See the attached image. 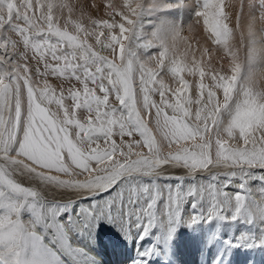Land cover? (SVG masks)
I'll list each match as a JSON object with an SVG mask.
<instances>
[{
  "label": "snow or ice",
  "instance_id": "6c2138e0",
  "mask_svg": "<svg viewBox=\"0 0 264 264\" xmlns=\"http://www.w3.org/2000/svg\"><path fill=\"white\" fill-rule=\"evenodd\" d=\"M185 6L187 27L153 23ZM100 220L161 230L139 264L180 223L259 222L264 247V0H121L102 17L0 0V264H89L77 240Z\"/></svg>",
  "mask_w": 264,
  "mask_h": 264
},
{
  "label": "bare ground",
  "instance_id": "6f19581e",
  "mask_svg": "<svg viewBox=\"0 0 264 264\" xmlns=\"http://www.w3.org/2000/svg\"><path fill=\"white\" fill-rule=\"evenodd\" d=\"M53 82L55 83V81H53ZM177 171H179V170H177ZM173 173L174 174H180L183 172H175L174 171ZM30 182H32V181H30ZM234 183H238V182H234ZM165 184H167V183L165 182ZM162 185H164V184H162ZM250 187L254 190V193H255L254 195H256V198L259 199L260 197H259L258 193L256 192V190L260 187L259 183L256 181H255V183L250 182ZM44 191L49 198L54 199L58 202H67L69 200L70 201H77V200L82 199V197L79 196L78 192L73 191L71 189H64V188L57 189L55 187L45 186ZM67 203H69V202H67ZM258 224H259V222H257L256 225L247 224L244 227L242 220L237 221V222L213 220L211 222H201L198 225H196V227L194 229H192L190 231V225L191 224L182 223L181 225H178L176 227V230L173 234L175 237L174 241H172V238H171L170 240H166V242L163 244H161L159 242V244L162 247L167 244L169 246V248H167L168 247L167 245H166L167 249L161 248L158 251L156 248L158 253L157 254L154 253L152 258H150V259L148 258V260L169 259V255H173L177 259L176 261L178 264H197V263H199V260L201 258V254H203L202 256H204V257H202L201 261H200V264H202L204 262V260L206 259V256L209 254V255H212L214 257V259L212 260L214 263H215L216 259L222 255L221 258L223 259L222 260V262H223L229 256V254H225V253L221 254V252L223 251L222 249L225 247L227 242H234V243L238 242L239 244H241L242 247L243 246L247 247L248 245H252L254 247V249H256L255 248L256 246H254L255 241L254 240L250 241L249 234H252L254 236L257 233ZM218 225L222 226L221 227L222 230H220L221 232L220 231H219V233L215 232L214 234H219L220 236H222L223 240L221 239V237L219 235H216L215 237L217 238V236H218L217 241H219V242L213 243L212 240H214V241H216V240H215V238L211 239L213 237L212 227L213 226L216 227ZM202 226H204V228H200ZM185 229H187V231ZM154 231L156 232V229ZM158 231H161V230L158 229ZM189 232L191 234H193V236H194V239H192V241H190V239L188 240V238H190V236H191V235H189ZM197 233H199L200 235ZM237 233H239V234H237ZM154 234L152 236H154ZM137 235H138V233H137ZM237 235H239V236L237 237ZM137 239H139V238H137ZM151 242H152V239H151ZM210 243H211V245H209ZM171 244H172V247H170ZM147 245H148V243H147ZM136 247H138V246H136ZM145 248L143 250H145ZM164 248H165V246H164ZM259 249L260 250H258L257 257H256V260L254 261V264H264V247L260 246ZM230 250L235 251L233 247H230ZM135 251H137V250H135ZM179 251H181V252L184 251V254L180 256ZM240 251H242V250H236L235 253L237 254L238 257L240 256V259H239L240 264H245L246 260L252 256V252H250L249 254H243L244 252L241 253ZM139 252H141V251H139ZM128 253H130V252L128 251ZM133 253H134V251H133ZM142 253L143 252L137 253V255H134V256H130V255L128 256L126 253L118 255V253H117L115 255L116 257L108 259L106 261V263L107 264H114V263H117V264H139ZM93 262H95V261H93Z\"/></svg>",
  "mask_w": 264,
  "mask_h": 264
},
{
  "label": "rangeland",
  "instance_id": "374dc122",
  "mask_svg": "<svg viewBox=\"0 0 264 264\" xmlns=\"http://www.w3.org/2000/svg\"><path fill=\"white\" fill-rule=\"evenodd\" d=\"M73 2L74 3H84L86 6V11H91L94 16H101L102 17L103 13H104V7L108 3L116 4V3L121 2V0H73ZM166 2L175 3L176 0H166ZM94 5H101L99 12H97L94 7H90V6H94ZM247 13H248V8H247V6H245V14H247ZM193 19H194V9L192 7H190V6L174 7L170 10L165 11V12L157 13L153 17V23H158L161 20H165V21H167V22H169V23H171L177 27H187L189 24L192 23ZM150 30H151V28L146 26L145 31H150ZM196 40H200V47L204 46L203 33H200L199 35H195V38L192 41L194 45L196 44ZM236 42L238 43V40ZM197 55H199V53H197ZM214 55H216V54L214 53ZM242 55H243V53H242ZM172 174L177 175L174 173H172ZM183 174L184 173H180L179 175H183ZM27 182L34 183L33 181L32 182L27 181ZM165 182L167 184H172V183L174 184L175 183V181H172V180H160V181H158V183H160L161 185L165 184ZM253 182L255 183V181H253ZM256 182H258V181H256ZM114 194L115 193H113V195ZM253 194H255V193L253 192ZM108 198L109 197L107 195L104 196V199H108ZM67 202H69L70 206L72 207V210L75 211V205L81 204L83 202H84L83 204H87L90 201L82 198L81 200H77V201H70L69 200ZM185 207H187V205ZM201 222H204V221H201ZM181 224L182 223H180L178 225H181ZM198 224L199 223L194 224V225L191 224L190 225V231L192 229H194L196 227V225H198ZM246 225L247 224L243 222V226L245 227ZM219 226H221V225H218V227ZM214 227L215 226L212 227L213 237L211 239H214L216 235H219V234H214L215 232L219 233L218 229L216 230L217 226L215 228ZM200 228H204V226H202ZM155 229H156V232L154 231ZM185 230L187 231V229H185ZM220 230H222V229H220ZM90 232H91V234H89V232H83L80 235V237L78 238L77 242L82 247L88 249L90 256L87 257V260L89 261V264H107L106 261L110 258L116 257L115 255L117 253H118V255L126 253L128 256L129 255L134 256V255H137V253L144 252L143 249L146 247L145 248V250H146L148 248V245H151V243H153V241L156 240L155 238H156V233L158 232V229L154 228L152 230V234L149 236H146L141 241V239H137V238H139V233H140L139 229L135 230L134 231L135 233L133 232V233L129 234L126 231V229L123 228L119 223H115V222L108 221V220H100L98 222V225L95 228L91 229ZM136 232L138 233V235ZM153 234H154V236H152ZM197 234H199V233H197ZM237 234H239V233H237ZM189 235H191V236H190V238H188V240L190 239V241H192V239H194V236L190 232H189ZM238 236L239 235H237V237ZM220 237L223 240L222 236H220ZM151 239H152V242H151ZM174 239H175V237H174V235H172V241H174ZM217 240H218V238H217ZM217 240L216 241L212 240V241H213V243L219 242ZM147 243H148V245H147ZM166 245H164L165 246V248H164V246L162 247L159 244V242H157L156 248L158 251L161 248L162 249L169 248V246L167 245L168 246L167 247ZM209 245H211V243ZM136 246H138V247H136ZM248 246H250V245H248ZM170 247H172V244L170 245ZM250 247H252V249H253V246H250ZM255 248L258 249V248H260V246H257ZM135 250H137V251H135ZM157 250L155 252L156 254L158 253ZM128 251L130 253H128ZM133 251H134V253H133ZM139 251H141V252H139ZM240 252L243 253L244 251L243 252L240 251ZM179 253L181 256L184 254V251L183 252L179 251ZM153 254L151 256H153ZM254 254L256 255V253H254ZM93 261H95V262H93ZM114 264H117V263H114Z\"/></svg>",
  "mask_w": 264,
  "mask_h": 264
}]
</instances>
